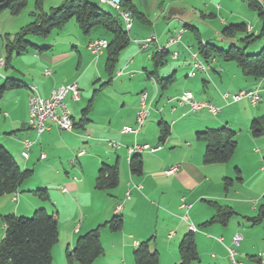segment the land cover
Returning a JSON list of instances; mask_svg holds the SVG:
<instances>
[{
  "label": "crops",
  "instance_id": "0c3cea01",
  "mask_svg": "<svg viewBox=\"0 0 264 264\" xmlns=\"http://www.w3.org/2000/svg\"><path fill=\"white\" fill-rule=\"evenodd\" d=\"M148 1L140 0L146 5ZM134 2L137 4V0ZM137 6L145 15V19L141 20L145 31H137L134 45L130 44L127 50L121 52L112 80L105 71L106 49L97 56L88 49L91 40L100 38L95 32L77 34L76 39L71 40L66 37L44 38L46 42L42 46L35 43L41 49L34 51L32 65L23 66L21 54L15 55L18 56L16 59L12 58V66L6 68L4 63L0 64L1 81L15 79L22 85L8 89L4 94L0 112V143L12 153L19 166L34 170V177L24 182L16 200L14 194L5 197L10 205L6 213L18 215L23 200L27 198L19 194L25 190L32 192L34 185L47 191L49 200L34 201V207H43L47 211L49 208L52 211L56 209L58 214L59 241L53 248V264H66V250L75 246L77 238L115 214L124 217V226L118 232L106 227L101 230L105 263L131 264L129 253L134 252L141 242L153 239L150 242L151 250L160 251L163 248L169 255L168 264H182L179 245L183 236L191 230V224L197 227L194 233L199 259L188 264H231L229 248L236 246L240 247V256L241 253H246L247 257L263 255L264 233L257 238L261 241L260 245L253 244L247 248V242L252 238L250 227L245 222L257 214L264 196L261 193L250 196L242 194L240 184L244 182L243 177L226 190L225 178L233 179L234 175L238 178L237 169L242 175L243 170L233 158L225 163L206 164V143L198 137V132L215 129L213 127L218 125L233 131L240 127V134H243L242 125L246 127L255 118L264 116V78L255 81L244 77L238 65L221 60L208 65L207 71L189 76L193 60L186 53L180 60L186 66L183 72L175 65L172 74L161 77L159 67L170 65L164 62L153 74L154 71L147 68L153 54L166 47L180 27L174 26L172 29L170 21L167 28L159 27L164 10L152 13L157 16L153 26L152 15ZM153 7L156 8V5ZM184 12L183 8L175 9L166 18L174 19ZM201 16L206 17L205 14ZM134 21L131 30L135 27ZM150 26L154 27L153 30ZM249 26H252V31L255 30L253 25ZM0 33H3V27ZM184 35L183 29L181 39ZM151 36H155L156 40L146 48L137 42ZM178 48L184 49L181 44ZM4 58L5 47L0 50V61L4 62ZM173 59L178 60L180 56ZM140 67H143V71H139ZM156 76H174L175 79L167 87L160 88ZM74 81L80 84V99H74L70 93L65 99L71 110L73 131L62 130L50 121L49 129L37 134L28 123L31 86L35 85L42 97H48L53 88ZM243 89H259L261 102L252 105L248 99L233 102L230 98H223L224 93L233 94ZM186 90L192 91L198 99L215 103L224 112L223 115H218L221 111L216 115L206 110L193 112L172 100ZM144 91L147 92L146 100L151 106V114L138 133H125L123 127H137L136 113ZM161 101L160 113L164 112L165 117L153 118V112ZM243 102H248L254 108L244 109ZM88 106L89 110L84 114ZM162 121L167 122L171 129L165 142L159 139ZM245 131L250 132V129L246 127ZM248 136L244 134L241 140L252 144L254 139ZM25 138L34 141L28 158L22 154ZM111 142L117 145L113 146ZM135 143L161 145L156 151L133 153H140L144 161L140 175L133 174L129 166L133 155L130 148ZM82 151L84 153L80 154ZM104 163L119 167V183L114 188H96L98 172ZM173 167L176 169L169 173ZM209 200L231 206L237 214L226 225L220 222L204 225L218 211ZM12 201H18V204L13 207ZM261 224H264V220ZM236 234L242 235L239 245H235L233 240ZM110 250L120 255L117 261L107 257ZM239 255L236 253V259L245 263Z\"/></svg>",
  "mask_w": 264,
  "mask_h": 264
},
{
  "label": "trees",
  "instance_id": "16d2710c",
  "mask_svg": "<svg viewBox=\"0 0 264 264\" xmlns=\"http://www.w3.org/2000/svg\"><path fill=\"white\" fill-rule=\"evenodd\" d=\"M122 10H128L133 18L145 19V15L133 0H120ZM249 7L257 11L259 21L262 23L261 30L254 32L249 29L247 23H232L226 25L221 31L223 41L229 45L228 49L210 42L203 41L199 29L191 24L185 27L194 32L196 37V51L201 59L208 65L214 61L235 62L241 69L244 77L255 81L264 78V44L258 53L249 52L250 48L258 47L257 44L264 42V6L263 2L256 0H245ZM45 0H35L34 10L31 12L33 20L21 27L12 36L5 35V58L4 65L12 66L14 55L25 53L29 48L41 49L38 45L28 40V37H48L55 29H62L65 24L75 18L80 30L89 35L93 32H104L110 34L109 45L106 49L105 71L110 80L113 79L120 54L131 44V37L125 25L121 24L110 12L101 8L98 4L89 0H63L59 6L52 7L49 12L44 8ZM29 3V0H0V13L9 12L19 14ZM212 16V14H210ZM105 37V36H104ZM237 41L238 43H235ZM170 51L168 47H162L153 54L152 61L157 73V67L166 62ZM174 76L161 78L156 76V82L160 88L167 87L174 81ZM109 83V82H108ZM22 85L15 79L0 80V112L4 94L8 89L18 88ZM89 106L84 109V114ZM226 134L218 129L198 132V137L205 140L204 162L206 164L225 163L234 155L238 146L235 138L236 131L222 128ZM250 130L254 137L264 135V116L255 118L251 122ZM170 125L162 121L160 123V141L165 142L170 136ZM130 170L135 175L143 172L144 161L140 153L131 156L129 162ZM238 171V179L242 180L241 171ZM119 167L117 164L104 163L98 172L96 188L110 189L119 183ZM34 170L22 169L12 153L0 143V198L5 194L18 193L24 182L32 177ZM233 184V179L225 178V188L228 190ZM38 195L45 201L49 196L45 189L38 190ZM217 207V214L204 225L220 222L223 225L237 214L228 205H221L215 201H208ZM2 217L4 224V236L0 241V264H53V248L59 241L58 214H52L43 208H37L33 216L25 217L14 213L5 214ZM253 225L264 220V199L258 207L257 214L249 219ZM124 226V217L120 214L113 215L109 220L97 227L80 235L72 249L65 253L66 264H93L104 254L101 240V230L108 228L113 232L120 231ZM153 239L143 241L134 250L136 264H158L159 253L150 249ZM179 254L182 264H188L199 259L194 230L186 233L179 245ZM250 261L256 264H264L263 255H249ZM245 264H248L245 262Z\"/></svg>",
  "mask_w": 264,
  "mask_h": 264
},
{
  "label": "rangeland",
  "instance_id": "374dc122",
  "mask_svg": "<svg viewBox=\"0 0 264 264\" xmlns=\"http://www.w3.org/2000/svg\"><path fill=\"white\" fill-rule=\"evenodd\" d=\"M89 1L98 4L101 8H103L107 12L112 13L117 18V20L121 24L125 25L126 27L124 16L123 14L120 13L118 9H116L110 4L102 3L100 0H89ZM61 3L62 1H58V0H45L44 7H45V10L49 12L52 7L59 6ZM137 4L141 7L143 11L148 12L149 13L148 15L150 16L152 15L150 18L154 22L152 24L153 26L157 22V16L153 15L152 13L155 11L159 12L161 10H164L165 15L161 18L160 24H159V27L161 29L167 28V24L170 21L172 29L174 28V26L176 28L178 26L180 27L175 32L176 34L180 30H183V29L185 30V35L183 39L179 41V44L173 45L169 48L170 54L166 60V64L168 63L170 65L165 66L164 64V66L161 65L159 67L158 73L161 77H166L168 76V74H172V72L174 71L175 65L179 66V68L182 69L181 72H183L184 67H186L180 61L183 58V54L184 53L188 54L190 58L192 59V52L196 51V48H197L196 47V44H197L196 37L194 35V32H192L189 28L185 27L186 24H192L196 26L199 29L203 40L213 42L221 46L224 49L229 48L228 44L222 43L223 37H222L221 31L226 25H229L232 23L245 22L248 24V26L249 25L254 26L255 28L254 32L255 31L259 32L262 27V23L261 21H259L257 11L252 10L249 7L248 2L245 0H149L147 5L145 3L142 4L140 0H137ZM34 5H35V0H29L28 5L19 14H11L9 12L0 13V32L3 27V33H0V34H2L4 38H5V35L7 34L12 36L14 33L18 32V30H20L22 26L29 24L33 20L31 12L34 10ZM153 5H156V8L153 7ZM179 8H183L185 12L183 14H177L176 18L174 19L166 18V16L171 11L175 9H179ZM210 13H213L216 16L212 17L209 15ZM201 14H205L206 17H202ZM133 21H134V18H133ZM134 24H135V27L133 30L131 29L128 30L126 27L127 31H130L129 34L133 41L131 45H134V39H135L134 36L136 32L145 31L144 23L140 19L136 18L134 21ZM10 25L13 27H10ZM153 26H150L151 30H153L154 28ZM8 28H10L11 31H8L9 30ZM77 34L83 35V32L80 30L79 26L77 25L75 18H73L70 21H68L62 29H55L48 36L49 37L48 39H59V37H66L67 39L71 40V39H76ZM95 34L97 36L100 33H95ZM101 35H104L108 39L110 38V34L107 32H104ZM2 36L0 35V50H2L5 47V39H3ZM28 40H30V42H33V43L41 44L40 46H42L44 42H46V39H44V37H35L33 35L29 36ZM235 43H238V42L235 41ZM180 44L183 46L184 49L178 48ZM262 44H264L263 41L257 44L258 47L250 48L249 52L258 53ZM128 48H126L125 50H127ZM34 51H37V49H35L34 47H31L25 53L20 55V59H21L20 61H21V64H23V66L34 64V58H32V56L34 55ZM175 51L179 53L180 59L178 60L173 59V53ZM17 57L18 56L14 55V59H16ZM228 63L237 65L233 61L228 62ZM147 68L149 71H154L155 67H154L153 61L149 62ZM139 71H143V67H140ZM197 73L201 74L199 70L197 71ZM129 80H132V79H129ZM200 86L202 87V85ZM243 103L244 104H242V107L244 109L254 108V106H251L250 104H248V102H243ZM162 104H163L162 101L159 102L158 109H155L153 112V118L158 119L161 116L165 117L164 112L160 113ZM168 110L170 109L169 108L167 109L166 111L167 113H168ZM221 112L218 114L219 116L223 115L224 113V112L222 113ZM205 115L209 116L210 118L212 117L216 118L213 115L211 116V114H205ZM216 126L217 127H213V128L218 129L220 130L221 133L226 134V130H223L221 126H218V125ZM246 127L250 129L251 122ZM246 127H244V125H242L241 127L243 130V134H240L241 133L240 127L236 129L237 132H236L235 138L238 141L239 147L237 149V154H235V156L233 155L232 158L239 164L238 165L239 168L243 170V175L240 174L244 180L243 184H240L241 185L240 187L242 188V194L250 196L251 194L261 193L262 196H264V171H263L264 168H262L264 166V135L259 136V137H254L252 135L251 130L250 132L245 131ZM194 133L197 138L196 131ZM244 134L249 135L248 136L249 138H253L254 142L250 144V142L242 141L241 136H243ZM20 167L22 169L26 168L23 165H20ZM32 177H34V175ZM232 178H233V182H237L239 180L236 175H234V177ZM232 186L233 185H231L230 188ZM42 188L43 187H38L37 185H34L32 192L29 190H25L19 194V195H26L27 198L23 200L22 206L19 209L20 213L18 215L25 216V217H31L33 216L35 210H37V208H40V207H34L36 206L35 205L36 202L34 201L46 202L38 195V190H41ZM5 197H8L7 194L3 195L0 200V241L4 236V228L2 227L3 221H2L1 216L7 214L6 210L10 208V205L6 203ZM16 197H17V193L16 194L14 193V199ZM12 204L14 207L18 204V201H12ZM55 211L56 209L52 211V209L49 208L48 213L52 214ZM234 219H238V218H234ZM245 223L248 225V227H250V230H249L251 231L250 238H252L251 240L247 242V248H249L253 244L260 245L261 241L257 240V238H259V236L264 233V224H261L260 222L256 224L255 226H253V223L251 221H246ZM255 240H257V242L253 243V241ZM57 245L58 243L56 244V246ZM235 249L236 251H238L237 253L239 255V253L241 252L240 247L236 246ZM133 253H134L133 250L129 253L130 263L136 264ZM158 253H159V258H160L158 264H168V257H169L168 252L162 248L160 249ZM119 256L120 255L118 254V252L114 250L107 251V257H109V259H112L113 261H117ZM239 257L248 264H256L255 262H252L247 258L246 253H241V256L239 255ZM103 260H104V255L100 256L93 264H106V263L111 264L109 262L105 263V261ZM212 262L214 261L212 260Z\"/></svg>",
  "mask_w": 264,
  "mask_h": 264
},
{
  "label": "built area",
  "instance_id": "2783aa9c",
  "mask_svg": "<svg viewBox=\"0 0 264 264\" xmlns=\"http://www.w3.org/2000/svg\"><path fill=\"white\" fill-rule=\"evenodd\" d=\"M263 1L264 0H261V3ZM103 2L106 4H110L112 6H116L117 9L120 11V13L124 14L126 19L129 21L130 27H132L133 25L132 15L128 10H122V4L120 0H103ZM249 29H252V26H249ZM182 32L183 30H180L177 34L171 37L166 47H169L172 44L179 42L181 40ZM137 42L142 47V40ZM108 45H109V41L106 38L100 37L91 40L90 43L88 44V49L92 54L97 56L100 53H102L105 49H107ZM142 48H146V47H142ZM178 55L179 53L176 51L173 53L174 58H177ZM192 60H193V64H192L193 68L188 73L189 76H195L198 70L207 71L209 69L208 64H206L201 59L197 51L192 52ZM3 63L4 62L1 60L0 64ZM47 73L49 74L50 71H48ZM69 93L72 95L74 99L76 100L80 99L81 89L78 81H74L68 85H62L53 88L48 97H42L40 94L39 97H32V94H30L29 120H28L30 128L33 129L37 134H41L49 129L48 123L51 121L55 123L62 130L73 131L74 123L72 121L71 110L65 100ZM146 98H147V92L144 91L141 94L140 107L136 113L137 127L125 126L122 129L123 132L138 133V131L141 129L146 119L150 116L151 106L147 103ZM223 98L226 100L230 98L233 102H237L242 99H248L252 105H256L262 100L259 89H243L234 94H230L227 92L223 94ZM172 100L180 106L188 107L189 110L193 112L206 110L209 113L216 115L221 111V108L212 101L198 99L195 96V94L189 90L183 91L181 94L174 97ZM33 144L34 141L30 138H25L23 140V145L25 150L23 151L22 154L24 157L26 158L29 157V149L32 147ZM111 144L113 146L117 145V143L115 142H111ZM160 148L161 145L151 146L148 143L145 144L135 143L130 148V153L133 151L141 152L145 150L156 151L159 150ZM83 153L84 151L80 152V154ZM175 169L176 167H173L168 172L171 173ZM14 200H16V198ZM190 229L197 230V227L191 224ZM233 240L235 245H239L240 241L242 240V235L236 234ZM229 252L232 260L231 264H245L244 262H241L236 259L235 256L237 251L235 248H229Z\"/></svg>",
  "mask_w": 264,
  "mask_h": 264
},
{
  "label": "bare ground",
  "instance_id": "6f19581e",
  "mask_svg": "<svg viewBox=\"0 0 264 264\" xmlns=\"http://www.w3.org/2000/svg\"><path fill=\"white\" fill-rule=\"evenodd\" d=\"M102 3H104L103 2V0H100ZM256 1H258V2H261V0H256ZM113 7H115L116 9H117V7L116 6H113ZM130 12V11H129ZM131 13V12H130ZM131 15H132V13H131ZM123 16H124V14H123ZM132 18H133V16H132ZM124 19H125V24H126V27H127V29L128 30H130L132 27H130V25H129V21L126 19V17L124 16ZM154 40H156V38L154 37V36H151V38H147V39H144V40H142V47H147V46H149V44L151 43V42H153ZM151 45V44H150ZM31 91H32V97H39V92H38V89H37V87L35 86V85H33V86H31ZM134 152H140V151H133V152H131L132 154L134 153ZM192 230H194V229H192Z\"/></svg>",
  "mask_w": 264,
  "mask_h": 264
}]
</instances>
